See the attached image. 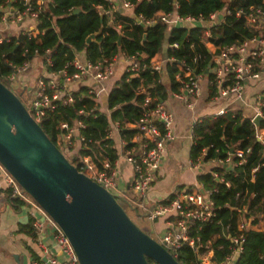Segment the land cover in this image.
Returning a JSON list of instances; mask_svg holds the SVG:
<instances>
[{"label": "trees", "instance_id": "trees-1", "mask_svg": "<svg viewBox=\"0 0 264 264\" xmlns=\"http://www.w3.org/2000/svg\"><path fill=\"white\" fill-rule=\"evenodd\" d=\"M127 1L133 5L135 17L142 16L146 19L173 10L181 16L208 17L227 6L231 14L226 15L219 25L209 28L210 37L207 39L217 48L216 53L222 46L239 44L260 34L259 30L250 28L242 16L236 17L234 12L236 9L248 11L250 7H262V0ZM16 5L22 8L20 4ZM115 7L111 8L106 0H49L37 18L38 29L43 30V33L36 38L20 34L9 41L0 42V81L4 83L12 72V67L2 61L4 57L13 65H19L31 60L35 54L43 57L47 71L51 72L64 68L80 51L85 52L87 62L101 65L111 61L119 53L138 59L143 55V61L148 63L154 55L164 51L165 57L172 60L165 64L173 83L172 90L178 86L174 82L178 63L191 65L198 72H203L211 63L213 53L206 46L203 26H177L168 29L165 24L156 23L142 27L136 22V18L122 14ZM75 9L79 11L73 12ZM108 9L110 13L107 14L105 11ZM93 33L97 34L95 39L86 43V38ZM175 42L178 47H170ZM47 49L51 50L50 63L44 57ZM195 57L196 62H193ZM67 68L72 72L70 66ZM158 77L159 74L152 69L141 70L138 74L124 72L108 94L109 114L98 109L95 95L89 94L87 87H80L72 93L73 102L67 105L56 102L55 108L47 111L39 124L64 153L65 149L60 148L59 141V135L63 132L60 124L67 122L72 125L80 120L84 127L79 128V136L84 140L76 146L78 140L75 137V144L65 150L68 155L64 153L66 158L78 169L82 157H89L99 168L105 159L113 165L118 154L113 140L107 135L110 125L118 123L121 134L127 140L131 139L137 130L127 125L137 123L143 109V96L138 93L139 87L145 86L160 100L166 97V89L157 81ZM192 129V159L203 148H206L205 162L225 159L231 153V148L235 150L249 147L250 152L240 164L215 163L209 172L196 176L197 183L204 189L215 190L211 195L215 216L211 221L203 223L200 229L194 227L190 235L199 237L203 245L208 242L213 252L212 261L221 264L230 252L231 242L228 236L237 233L238 222L250 219L251 225H257L262 221L261 230L247 227L243 230L242 252L235 264H264V138H258L259 130H264V120L257 129L251 118L244 117L241 111L229 110L220 116L202 118ZM233 161L236 162L237 158L234 157ZM221 178L223 182L219 180ZM7 200L15 210L27 205L20 197L8 195ZM166 202L168 200L163 203ZM29 219L32 220L31 215ZM25 227L26 232L33 236L31 224ZM204 250L201 247L199 252ZM172 255L180 264L198 263V253L186 245ZM147 260L149 264L155 263Z\"/></svg>", "mask_w": 264, "mask_h": 264}, {"label": "built area", "instance_id": "built-area-1", "mask_svg": "<svg viewBox=\"0 0 264 264\" xmlns=\"http://www.w3.org/2000/svg\"><path fill=\"white\" fill-rule=\"evenodd\" d=\"M106 1L114 9L116 6L115 0ZM47 2L49 0H0V22L16 24L28 18L32 22L20 34L29 38H36L38 34L43 33V30L38 29L39 22L37 18ZM120 2L124 8L133 6L127 0H120ZM262 3V7H250L248 11L236 9L234 14L236 17L242 16L246 24L253 30L262 29L264 31V0H262ZM16 4H20L22 8H19ZM105 12L107 14L110 13V9ZM229 14H231V10L224 6L221 10L211 13L208 17L181 16L176 10H173L167 13H158L155 17L149 19L138 16L135 20L138 24L144 23L149 26L162 23L168 29L177 27L178 24H185L190 27V25L195 23H206L204 34L209 38V28L219 25L221 23L220 18L223 20ZM207 38L205 39L206 46L211 43ZM10 39L11 37H0V42L9 41ZM170 47H178V43H172ZM216 49L215 47V50L211 51L213 57L211 63L207 66L208 73H205V71L198 72L191 65L177 64L178 72L175 73L174 79L178 84V88L174 95L178 99L185 101L189 107L194 105L195 98L200 94V82L204 76H210L209 81L214 90L209 96V101L212 102H218L221 98H230L232 101L240 100L243 97L245 82L251 79H258L261 76L264 66V46L260 36L244 40L239 44L222 46L217 53ZM50 56L51 50L47 49L44 55L47 63H50ZM126 56L130 59L126 72L138 74L141 70L152 69L159 74L158 82H161L160 73L164 64L172 61L164 58L157 62L152 60V57L146 63L143 61V57L138 59L134 56ZM196 59L195 57L193 62H196ZM2 61L12 67V72L7 76V79L12 81L13 84L20 74L28 71L30 62L24 61L19 65H13L5 57ZM67 66L72 68V72L69 71ZM113 74L114 59L101 65L87 61L82 63L75 57L61 70L51 71L48 77L39 78L35 92L32 95L30 108L27 110L32 118L39 123L47 111L55 108L56 102H62L64 105L73 102L72 93L74 91L71 90L73 84L86 78L101 84L111 78ZM88 93L95 95L96 102L94 88L88 87ZM138 93L143 96L142 115L138 122L132 125L136 128L137 134L135 138L128 140L129 142L126 140L125 155L133 167L132 187L140 195L143 200L141 202L146 203L148 190L164 160L166 143L173 139V116L162 100L153 96L145 86H140ZM227 111H229L227 106H220L211 116H220ZM257 115L263 117L264 120V93L255 104V113L251 118L252 122ZM115 125L119 128L118 123H115ZM82 127H84V124L80 120H76L72 125L67 122L60 124L63 132L59 135V141L63 149L66 150L69 146L74 145L75 137H77L78 142L84 140L83 137L79 136V128ZM107 133L109 137L110 128ZM258 138H262L260 133H258ZM128 143L130 146L127 147ZM136 149L138 150L137 154L135 153ZM249 152V147L246 149H235L225 159H214L212 161L218 164H240ZM205 155L206 148H203L196 158H190V167L193 169L202 167L205 163ZM234 157L237 158L236 162L233 161ZM101 163L102 167L99 168L89 157H82L79 162V170L113 194L114 192L118 193L116 182L118 174L115 163L111 165L107 159ZM214 176L218 177L216 173H214ZM13 180V177L0 164V191L8 190L9 196L20 197L33 205L30 208L31 227L37 246L33 264H80L69 239L61 228L54 223L55 221L50 216L48 217L38 204L26 198L14 185ZM219 180L223 182L222 178ZM226 185H229V183L226 182ZM214 191L211 188L204 189L201 184L197 183L194 186L183 188L166 203H157L151 206L147 203V205L142 204L143 208L149 205L147 214L149 219L166 218L167 227L160 237V243L171 254H175L177 249L186 245L198 253L197 264H215L212 261L213 252L209 247V243L207 242L203 245L199 237L190 235L194 227L200 229L203 223L211 221L215 216L214 202L211 198ZM53 223L54 229H52ZM246 227V221H239L237 233L234 236H228L231 242L229 246L230 252L221 264H232L233 260L239 257L242 252L243 230ZM201 247L205 248L203 252H199Z\"/></svg>", "mask_w": 264, "mask_h": 264}, {"label": "water", "instance_id": "water-1", "mask_svg": "<svg viewBox=\"0 0 264 264\" xmlns=\"http://www.w3.org/2000/svg\"><path fill=\"white\" fill-rule=\"evenodd\" d=\"M96 36L90 34L86 43ZM262 120L259 115L253 118L257 129ZM0 164L61 228L80 264H149L147 259L180 264L130 218L112 192L66 158L1 81ZM27 221L28 216L20 220Z\"/></svg>", "mask_w": 264, "mask_h": 264}, {"label": "crops", "instance_id": "crops-1", "mask_svg": "<svg viewBox=\"0 0 264 264\" xmlns=\"http://www.w3.org/2000/svg\"><path fill=\"white\" fill-rule=\"evenodd\" d=\"M115 10H119L122 14L136 18L134 16L133 6L124 8L120 0H115ZM222 12V11H221ZM221 17V16H220ZM221 22L223 21L220 18ZM31 20L28 18L23 19L22 22L11 24L0 22V37H18L23 29L31 24ZM203 26L206 29V23H195L190 25ZM178 26H187L185 24H178ZM188 27V26H187ZM259 36L264 46V31L259 30ZM206 39V34L203 35ZM209 51H214L215 47L211 43L207 44ZM144 58L145 56L142 55ZM76 58L82 63H86L85 52H77ZM165 57V52L162 51L153 56L152 60L161 61ZM28 71L24 74H20L19 80L24 81L21 85H26L29 88L31 82L38 81L40 77H48L49 71H47L45 64L43 63V57L34 56L29 60ZM130 59L124 54L119 53L114 58V74L107 81L99 84L86 78L71 86L72 91L78 90L80 87H92L96 92V104L101 112L109 114L107 100L108 94L114 84L121 78L128 66ZM205 70H208L207 68ZM204 70V71H205ZM208 73V72H207ZM161 83L166 89V97L162 100L165 107L172 113L173 124L172 132L173 139L168 141L165 146V157L162 165L157 171L155 180L151 183L150 189L147 193L146 203L151 205L157 203H163L169 200L177 192L183 188L194 186L197 184L196 176L200 173L209 172L213 164L216 162H205L202 167L193 169L190 167V150L194 143L193 126L198 120L211 116L220 106H227L228 110L241 111L244 117L252 118L255 113V104L264 93V66L260 78L251 79L245 82L243 90V97L240 100H233L230 98H221L218 102L209 101V96L213 93L208 76H204L200 82V94L195 98L194 105L189 107L185 101L175 97L174 93L176 89L172 90V81L169 77L168 71L163 66V70L160 73ZM174 82L176 83L175 79ZM35 92V91H34ZM263 121V120H262ZM133 124L127 125L133 127ZM260 135L264 138V130H259ZM137 134V133H136ZM134 134L131 139L134 137ZM114 142V148L117 150V160L115 167L117 170V188L118 184L122 185L130 192L133 181V167L132 164L126 159V138L121 134L120 129L117 128L115 123L110 125V135ZM128 141V140H127ZM130 141V139H129ZM128 141V142H129ZM76 142V141H75ZM75 144V143H74ZM137 144V143H136ZM78 141L76 146H78ZM130 144H127V147ZM138 146V144H137ZM138 149V148H137ZM136 149L135 153H138ZM132 206L131 203H129ZM135 210V208H133ZM24 216H28L27 223H22L20 220ZM30 207L29 205L22 206L20 209H13L8 203L7 198L0 195V264H33V260L36 257L37 246L33 236L26 232V225L31 224ZM159 223V229L162 233L166 230V218H158L156 220ZM151 220V219H150ZM247 228L261 230L263 229V222L260 221L257 225H251L250 219L246 220ZM156 231V230H155Z\"/></svg>", "mask_w": 264, "mask_h": 264}, {"label": "rangeland", "instance_id": "rangeland-1", "mask_svg": "<svg viewBox=\"0 0 264 264\" xmlns=\"http://www.w3.org/2000/svg\"><path fill=\"white\" fill-rule=\"evenodd\" d=\"M19 77H17V80L14 82L9 81L8 79L4 80L5 85L11 89L22 101V103L25 105L27 109L30 108L31 105V99L32 95L37 87L38 81L34 80L31 82V86L27 88L26 85H21V81L19 80ZM24 81H22L23 83ZM62 150H64L62 147H60ZM66 151L64 150V153ZM67 155V153H65ZM68 156V155H67ZM11 175V174H10ZM12 176V175H11ZM14 179V178H13ZM14 185L19 189V191L29 200H31L33 203H36L25 191H23L22 187L17 183V181L14 179ZM118 193L114 192V195L118 198V201L123 206V208L126 210L130 218L146 233H148L152 238L156 239L157 241L161 242L160 237L163 235L162 230L160 231L159 223L158 221H161L160 219L157 221H152L148 217V207L145 206L143 208L142 204L147 205L145 202H141L140 195L138 192L131 186L130 192L127 191L126 186L125 188H122V185L118 184ZM0 195L4 196L5 198L8 197V190H1ZM143 201V200H142ZM131 203L133 207L129 204ZM30 208L33 207L32 204L29 202L27 203ZM37 204V203H36ZM135 208V210L133 209ZM49 217V216H48ZM54 222V221H53ZM55 223V222H54ZM54 223L52 226V229H54ZM56 224V223H55ZM156 230V231H155ZM33 238L35 239V236L33 235ZM151 264H157V263H151Z\"/></svg>", "mask_w": 264, "mask_h": 264}]
</instances>
